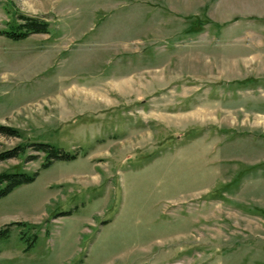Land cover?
I'll use <instances>...</instances> for the list:
<instances>
[{"label": "rangeland", "instance_id": "374dc122", "mask_svg": "<svg viewBox=\"0 0 264 264\" xmlns=\"http://www.w3.org/2000/svg\"><path fill=\"white\" fill-rule=\"evenodd\" d=\"M0 264H264V0H0ZM28 153H36L31 149Z\"/></svg>", "mask_w": 264, "mask_h": 264}, {"label": "trees", "instance_id": "16d2710c", "mask_svg": "<svg viewBox=\"0 0 264 264\" xmlns=\"http://www.w3.org/2000/svg\"><path fill=\"white\" fill-rule=\"evenodd\" d=\"M48 32L49 21L22 13H17L13 22L9 23L6 29H0V35L15 41L26 39L32 34ZM0 133L6 136L20 137V132L16 128L6 125H0ZM29 149L36 153H28ZM41 153L45 156V160L41 164V167H47L54 159L76 158V155L68 154L45 142L24 141L10 149L0 152V161L23 157L24 161L28 162L38 159ZM37 175V171L31 173L22 170L1 171L0 198L6 196L16 187L34 181ZM15 225L23 226L24 223L16 221L4 224V226L0 228V237H6L10 229Z\"/></svg>", "mask_w": 264, "mask_h": 264}, {"label": "crops", "instance_id": "0c3cea01", "mask_svg": "<svg viewBox=\"0 0 264 264\" xmlns=\"http://www.w3.org/2000/svg\"><path fill=\"white\" fill-rule=\"evenodd\" d=\"M18 222H20V221H18Z\"/></svg>", "mask_w": 264, "mask_h": 264}]
</instances>
